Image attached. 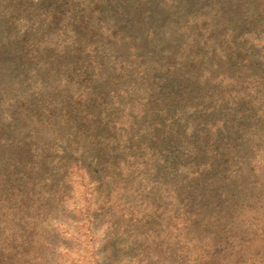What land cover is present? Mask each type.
Wrapping results in <instances>:
<instances>
[{
    "label": "rangeland",
    "instance_id": "obj_1",
    "mask_svg": "<svg viewBox=\"0 0 264 264\" xmlns=\"http://www.w3.org/2000/svg\"><path fill=\"white\" fill-rule=\"evenodd\" d=\"M41 25L0 37V264H264V0Z\"/></svg>",
    "mask_w": 264,
    "mask_h": 264
},
{
    "label": "trees",
    "instance_id": "obj_2",
    "mask_svg": "<svg viewBox=\"0 0 264 264\" xmlns=\"http://www.w3.org/2000/svg\"><path fill=\"white\" fill-rule=\"evenodd\" d=\"M82 0H0V37L3 33H8L13 31V29H21L20 32L14 33V35H23V41L30 42L31 39L28 38L29 33H34L35 35L42 32L41 22L49 18L50 15L55 16V18L61 12V9L65 8L68 4L74 5L75 2H81ZM61 3V4H60ZM12 4V5H11ZM60 4L61 6H58ZM97 9L100 11H105L108 9V3H105V7L99 6L96 4ZM96 10V9H95ZM94 10V11H95ZM82 10H79V14H83ZM125 15V20L129 21L134 18V25L137 28H140L142 23L145 20L143 12L141 16L131 15V10L129 12H122ZM128 14V15H127ZM32 18L37 19L38 21H33ZM82 20L91 19L90 14L87 16H81ZM26 28V30H24ZM21 49H24V46H21ZM109 243L106 247H103L102 250L105 251L110 249L111 260L117 262L115 259L117 251L111 248Z\"/></svg>",
    "mask_w": 264,
    "mask_h": 264
}]
</instances>
